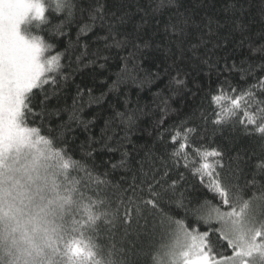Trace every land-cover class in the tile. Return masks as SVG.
<instances>
[{"label":"snow or ice","instance_id":"1","mask_svg":"<svg viewBox=\"0 0 264 264\" xmlns=\"http://www.w3.org/2000/svg\"><path fill=\"white\" fill-rule=\"evenodd\" d=\"M245 3L248 0H225L221 9L224 19H220L198 9L197 5L206 7L207 0H0V147L33 137L38 142L52 143L40 135L38 127H30L26 121H43L66 110L50 107V101L59 102L64 84L70 79L66 68L74 50L83 48L75 55L76 62L89 56L92 41L82 38L94 29H98L93 37L97 48L88 63L104 61L99 63L100 68L109 59L103 54L105 51L131 47L129 57L133 62L138 53L147 58L149 51H164L173 58L177 75L172 77V83L177 93L187 88L185 80L179 78L188 76L181 65L205 66L209 79L216 77V86L210 87L207 94L214 109L213 119L209 121L203 111L198 117L199 109H195L184 113V120L162 127V117L153 125L150 144L127 147L132 143L130 133L137 125L139 106L116 112L124 131L120 159L104 161L109 169L97 173L94 179V170L77 165L83 168L97 193L86 210L91 237L71 242L70 264H99L101 255L105 264H135L144 254L138 246V222L149 217L154 227L175 226L181 250L177 253L175 247L168 249L170 264H264V75H257V70L264 73V28L258 35L252 33L255 21L244 18ZM49 9L55 14L63 13L65 21L78 24L76 39L62 50L60 38H66L67 32L63 28L48 31ZM260 16L264 24V7ZM37 30L47 32L48 40L32 34ZM237 40L241 47L248 44L249 56L239 64H229L227 47ZM53 49H57L55 54ZM257 53L259 57L253 59ZM232 74H238L242 83H234ZM248 77L252 78L250 83ZM161 103L166 116L168 101ZM73 105L69 121H79L75 101ZM209 126L214 132L235 131L257 141L262 152L258 163L252 164L251 156L244 158L249 151L254 153L255 146L234 157L223 149L199 144L198 138L203 139L202 132ZM108 128L106 122L100 139L89 138V143H99L104 150L113 151L109 143L112 137L106 134ZM189 150L198 159L192 174L218 202L210 210L208 202L199 198L193 206L178 181L171 179L170 170L189 167ZM95 151L92 148L87 155L92 156ZM66 163L73 167L70 158ZM178 175L183 180V173ZM253 189L261 195L247 198ZM164 203L175 204L183 210L184 219H191L192 223L173 220L162 213L160 206ZM157 218L160 225H155ZM105 235L109 240L119 235L120 247L113 244L111 251H105L100 243Z\"/></svg>","mask_w":264,"mask_h":264},{"label":"trees","instance_id":"2","mask_svg":"<svg viewBox=\"0 0 264 264\" xmlns=\"http://www.w3.org/2000/svg\"><path fill=\"white\" fill-rule=\"evenodd\" d=\"M224 3L225 0H207L206 7L203 5H197V7L202 13L207 11L217 15L220 19H224V13L221 11ZM262 7H264V0H248V3L244 4L247 13L244 18L255 21L251 31L257 35L264 28L260 16ZM46 15H49L50 27L48 31L63 28L67 32L66 38H60L59 50H62L69 44V41L76 39L78 24L65 21L63 13L55 14L51 12V9L46 12ZM61 21H64V23L61 24ZM96 31L98 29H94L92 33H88L86 37L82 38L84 41H92L88 49L89 56L84 57L82 62H76L75 55H79L83 48L77 47L74 50L72 61L69 62L70 66L66 68V71L70 74V79L64 84L59 102L55 99L50 101V107L66 110L61 111L58 116L53 115L43 121L39 119L26 121L28 126L38 127L40 135L50 139L53 146L62 151L66 158H70L73 164L72 167L66 163V160L64 161V166L71 169L68 176L77 186L80 206L67 217V234L62 239L61 244L58 245L60 254L57 259L61 264H70L68 250L71 242L75 239L89 240L92 231L91 225L87 223L86 210L92 199L95 198L97 189L92 181L84 175L83 168L77 165L94 170V179L97 173H103L109 169V165L105 164L104 161L116 162L120 159L121 137H123L124 131L119 126V118L116 117V112L125 111V107L136 108L139 106L141 109V112L137 113L139 117L137 125L130 133L132 143L127 145L129 149L133 144L141 146L152 143L153 125L162 117L165 120V125L162 127H169L174 122L184 120V113L195 109H199L197 111L198 117L200 111H203L209 121L213 119L214 109L207 94L210 87L216 86V77L213 76L210 80L205 66L181 65L184 71L188 72V76L179 78L185 80L187 88L177 93L176 85L172 83V77L177 75L173 66V58L168 57L164 51L146 52L147 58L138 53L133 62L132 58L129 57V53L133 51L131 47L126 49L113 48L103 53L109 57L104 68L98 66L99 63H104V61H98L96 64L88 63L91 53H94L97 48V43L93 40ZM32 34L42 35L48 40V33L43 30H37ZM49 42L51 41L49 40ZM248 47L247 43L241 47L238 40L228 45L227 58L229 64L232 61L239 64L247 58L249 56ZM56 51L57 49H53L52 54H55ZM223 54L222 52L221 55ZM123 57L129 59H122ZM258 57L259 53L252 58L256 59ZM257 62H259L258 59ZM133 63L136 65L135 68ZM85 64H87V67H85ZM126 68L127 71H125ZM224 75L228 74L225 73ZM257 75H264V73L257 70ZM220 79L223 80V75ZM247 79L249 83L252 81L251 77ZM232 80L237 84L242 83L238 74H232ZM201 87L204 89L203 92L198 91V88ZM89 90L91 91L89 92ZM165 99L169 105L166 116L161 103ZM74 101L75 115L79 117V121L76 119L69 121V117L73 115ZM125 101L128 102L127 105ZM106 122L109 123L106 134L112 137L109 143L113 151L104 150L99 143H89V138L96 141L100 139L102 130H105ZM85 125H87V130ZM189 126H191V123ZM202 135L203 139L198 138L199 144H203L206 148L223 149L234 157L238 153H243L246 148L251 149L255 146L254 153L249 151L247 156L244 157L248 159L251 156L252 164L258 163L257 158L262 154L258 142L248 140L243 133L238 134L235 131L214 132L209 126L206 131L202 132ZM92 148L96 151L92 156H88L87 152ZM187 163L189 165L187 169L178 166L170 170L171 179L178 181L187 199L193 201V206H196L197 198L201 202H208V210L213 206H218V202L213 200L212 195L207 193L199 184L198 177L192 174L191 170L198 167V159L191 150L188 151ZM179 173H183V180L179 179ZM164 178L168 179V177ZM169 182L171 183V180ZM260 195L261 193L253 189L249 192L247 198L251 199ZM160 211L172 217L173 220L180 218L183 223L189 225L192 223L191 219H184L183 210L175 204L164 203L160 206ZM155 225H160L159 218L155 220ZM138 227L140 231L138 246L142 247L144 254L135 261V264H170L171 258L166 253L168 249L177 244L175 226L171 228L154 227L153 220L149 217L147 221L140 219ZM117 231L120 232L122 229H117ZM212 240H216L215 235L212 236ZM121 242L119 235L111 240L105 235L100 240L105 251H111L113 244L119 248ZM180 250V247H178L175 251L179 252ZM154 257L157 259H154ZM8 258V256H4L3 260L6 261ZM0 264H2V261H0ZM99 264H105L103 255L99 257Z\"/></svg>","mask_w":264,"mask_h":264},{"label":"clouds","instance_id":"3","mask_svg":"<svg viewBox=\"0 0 264 264\" xmlns=\"http://www.w3.org/2000/svg\"><path fill=\"white\" fill-rule=\"evenodd\" d=\"M66 159L35 137L0 147L2 264H61L58 245L67 234V217L80 206Z\"/></svg>","mask_w":264,"mask_h":264},{"label":"rangeland","instance_id":"4","mask_svg":"<svg viewBox=\"0 0 264 264\" xmlns=\"http://www.w3.org/2000/svg\"><path fill=\"white\" fill-rule=\"evenodd\" d=\"M173 247H175V250L179 247L178 244H175ZM178 253V252H177Z\"/></svg>","mask_w":264,"mask_h":264}]
</instances>
